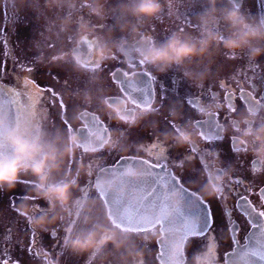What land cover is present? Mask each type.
<instances>
[{"label":"snow or ice","instance_id":"6c2138e0","mask_svg":"<svg viewBox=\"0 0 264 264\" xmlns=\"http://www.w3.org/2000/svg\"><path fill=\"white\" fill-rule=\"evenodd\" d=\"M238 3L243 7L240 0ZM261 6L264 7V3ZM67 7L71 15L76 6L69 3ZM79 7L84 9L88 5L81 3ZM173 7V3L165 5L164 12L156 20L163 22V16L170 15ZM29 13L36 15L28 9L23 14ZM12 16L19 19V15ZM83 20L84 16H80L77 22ZM96 26L101 31L106 27L103 24ZM177 27L178 31L186 30ZM149 28L151 34L146 35V39L151 42L157 29L151 24ZM40 36L34 44L35 55L24 52L20 59L12 57L13 71L6 72L7 65L0 63V120L5 121V127L0 128V156H7L12 151L10 132L38 137L59 129L66 135L75 134L79 138L76 145L79 161L85 164L87 171L76 173V160L66 161V169L77 174L79 183V189L73 194L68 224L78 225L85 204L95 200L98 207L93 213L97 219L106 220L116 231L134 240L142 237L136 240L135 249H148L149 236H156L158 232V251L153 257L157 264H191L193 254L198 252H202L210 264H264V162L255 156L250 161L245 159L250 150L247 143L240 140L246 132L238 119L242 112L251 118L245 122L248 130L264 123V63L248 60L250 74L245 73L244 81L237 80L235 85H229L224 79L217 80L216 87L223 90L222 97L212 88L200 85L199 96L174 99L165 108L164 86L160 85L158 91L154 71L134 54L127 59L114 54L101 60L96 39L85 38L77 47L71 36L67 38L65 48L51 51L57 44L48 40L43 31ZM82 45H87L86 51ZM45 47L49 51L44 52ZM237 58L236 54L227 52L215 55L208 65L210 75L228 59ZM109 60L117 61L119 66L113 64L106 69ZM35 63L55 66L67 73L60 90L37 81L35 68L29 66ZM125 64L128 70H124ZM73 65H78L80 71ZM97 76L100 77L99 84L94 83ZM54 79L59 80V73ZM113 91L115 94H109ZM93 92L95 100L89 98ZM205 96L211 103L204 102ZM101 101L117 113L116 119L103 110ZM122 103L123 108L115 107ZM212 105L216 106L215 111H211ZM177 106L181 110L180 119H174L170 114ZM79 108L88 111L78 112L76 118L83 123L77 128L71 123L69 111L76 113ZM53 109L58 124L49 122ZM100 112L105 113L104 119L97 115ZM138 113L143 120L138 118ZM196 114L203 118H196ZM155 116L162 118V128L152 119ZM144 122L155 137L148 143L144 142L145 137L134 132V128ZM186 124L197 130L198 143L178 149L173 142L161 138L160 133L164 132L181 134ZM229 129L232 135L225 156L220 146ZM122 148L131 154H121ZM106 150H110L109 155L114 152L116 158L105 160ZM213 170L216 179L228 173L231 176L217 186V195L212 200H206L198 193L213 179ZM245 183V191L255 196V202L250 195L237 191ZM193 184L201 187L193 189ZM18 185L32 186V181L22 176ZM17 186L11 191H0L4 197L0 204L3 253L9 255L14 245H20L15 261L9 255L2 264H34L36 260L43 264H98L96 256H80L67 251L62 222L43 232L33 226L34 217L50 215L48 202L36 195L24 197L34 202L31 213H19L25 218L22 230L30 234L29 243L25 245L19 238H14L13 225L21 224L19 218L10 215L15 210L11 197L18 194ZM229 192L237 197L231 207L227 205ZM214 203L221 208L219 215ZM234 212L250 227L243 243L239 238L242 229L233 223ZM221 228L224 231H219ZM224 232H230L231 236L221 252ZM105 252L112 253L107 264L120 258L112 244L107 245ZM148 255L147 252L137 255L133 264H149Z\"/></svg>","mask_w":264,"mask_h":264},{"label":"clouds","instance_id":"9594fccd","mask_svg":"<svg viewBox=\"0 0 264 264\" xmlns=\"http://www.w3.org/2000/svg\"><path fill=\"white\" fill-rule=\"evenodd\" d=\"M78 2L88 5L87 10L91 14L103 18L104 0ZM46 3L51 10L61 7L63 0H46ZM170 3L171 0H121L119 12L124 23L120 25V31L129 33L131 42L123 37L118 40L105 39L87 21L80 22L73 30L74 22L70 17L62 19L61 31L70 33L77 47L81 46L85 38L96 39L100 59L116 52L125 59L134 54L155 72L164 74L174 68L180 69L185 76L198 83L208 78V65L221 52L242 54L250 61H258L264 57V13L251 14L244 11L238 0H202L200 10L194 17V31H173L163 40L153 39L148 42L141 28L159 18L165 5ZM101 105L113 119L117 118V113L105 102L101 101ZM115 107L123 108L124 104ZM215 110L216 106L212 105L211 111ZM137 116L141 118L139 113ZM238 119L246 132L240 136L241 142H246L250 152L264 162V123L248 130L245 122L251 118L242 113ZM3 127L5 121L0 120V128ZM8 138L12 151L7 156H0V191L14 190L22 176L32 177L33 191L38 198L48 202L50 211V215L34 217V227L47 230L50 225L62 222L66 233L65 248L76 255L96 256L99 264H105L104 249L108 244H112L117 250L128 244V236L116 231L106 220L95 217L93 209L98 207L95 200L85 204L78 225L67 223L73 206V194L79 189L76 173L83 174L87 171L85 164L77 159L78 136L66 135L57 129L54 133L38 137L10 132ZM163 139L183 147L198 143L199 135L193 125H188L181 134L165 133ZM74 159L76 173L68 171L65 166L66 161ZM225 178L226 176L216 179L214 175L212 181L205 186L206 194L216 195L217 186ZM31 211L32 209L26 210L28 213ZM191 264L210 262L202 252H198L193 254Z\"/></svg>","mask_w":264,"mask_h":264},{"label":"flooded vegetation","instance_id":"af4514ba","mask_svg":"<svg viewBox=\"0 0 264 264\" xmlns=\"http://www.w3.org/2000/svg\"><path fill=\"white\" fill-rule=\"evenodd\" d=\"M171 2L174 5V7L170 10L171 14L169 15L166 13L163 16V22L153 20L149 24H145L141 28V31L144 34L146 35L151 34L149 28L150 24L156 27L157 29L156 33L153 35V39L155 40H163L167 38V36L171 32L178 31L177 26L184 27L186 30H191V31L195 30L194 17L198 14L200 10V5L202 3V0H171ZM240 2L243 4V10L246 12H249L251 14L263 13V7L261 6L262 0H240ZM69 3L76 6L72 10L71 15H69L68 7H67ZM120 3L121 0H104L103 3L104 16L103 18H100L91 14L87 10V8L80 9L79 7L80 3L78 2V0H63V4L61 5V7L52 8L51 10L47 7L46 0H0V63H5L7 65L6 72H11L14 69V63L12 59L13 56H15L17 59H20L24 52H27L28 55L30 56L35 55L37 50L35 49L34 44L36 41L41 39L40 33L42 31L44 32V36L48 40L55 42L57 44V48L51 51H59L65 48L67 46L66 44L67 38L71 36L70 33H65L61 31V21L65 17H70L73 20L74 22L73 30H75V26L79 24L77 22L78 18L80 16H84L83 21H87L90 25L95 26L97 34L104 37L105 39L111 38L114 40H118L121 37H123L124 39H127L129 42H131L132 39L131 35L129 33L120 31V25L124 23V19L121 17L119 12ZM26 9L32 11L33 13H36V15L29 13L27 16H25L23 13ZM12 15H19V19L13 17ZM89 16L92 17L91 20L88 19ZM189 21L191 22V26H189ZM32 24H34L33 38H31ZM97 24H103L106 27L103 31H101L97 28L96 26ZM117 34H119V36H117ZM82 48L83 50L86 51L87 45H82ZM43 51L47 52L49 51V49L45 47ZM115 55L121 56L118 52H116ZM237 57L238 58L235 60L228 59L227 62L220 65L218 67V70L213 72L212 75H210L209 73L208 78L205 79L202 83H198L189 79L187 76L184 75V72L180 69L174 68L164 74H160L153 70L154 74L157 77L158 91L160 85H163L164 89L166 90V92L162 94L163 96L166 97L165 108H167V104L171 103L174 99H179L180 97H187L189 95L199 96L202 92L200 85H203L205 88H209V87L212 88L213 90L219 92L222 97L223 90L216 87L217 80L224 79L227 80L229 85H235L237 80H240V82L244 81L245 73L250 74L248 68V59L242 54H238ZM107 58L109 57H106L104 59ZM257 62L264 63V57H261ZM113 64H117V66H119L117 61L109 60L106 62V69L111 68ZM29 66L35 68L36 70L35 76L39 83H41L42 85L51 86L56 90H60L63 79L67 76L66 72L61 71L55 66L49 67L48 65L43 63L30 64ZM73 67L76 71H80L78 65H73ZM15 70L19 71L18 68H16ZM124 70H128L126 64L124 65ZM135 70L140 71V69H135ZM57 73H59V80L54 79V77L57 76ZM233 73H235V75H233ZM5 82L6 83L9 82L7 78L5 79ZM94 83L95 84L100 83L99 76L95 78ZM229 90L235 91V88H230ZM109 94H115V92L113 91L110 92ZM236 95L239 96V93L236 92ZM65 98L67 100V94ZM89 98L95 100V92H93ZM204 102L206 104L211 103V101H209L206 96ZM220 102H222V100ZM240 103L242 104V102ZM79 111H88V110L79 108L76 110V113H74L71 109L69 111V117L71 119V123L77 128L81 127L83 123L82 120L76 118ZM52 112L53 115L49 122L50 123L56 122L58 124V121L55 118V109H53ZM242 113H240V115ZM170 114L172 118L180 119L181 110L177 106L175 109L171 110ZM97 115L100 116L101 119L105 118L104 112L97 113ZM221 116H223V112L221 113ZM196 118H203V117H201L199 114H196ZM140 119L143 120L144 117H141ZM152 119L158 122L159 127L161 128L163 127L162 118L160 116H155ZM221 122H223V119ZM188 125L191 124H186L185 127ZM55 131L56 130H52L50 133H54ZM134 132L138 136L145 137L144 140L145 143L151 142L152 140L155 139V137L152 136L151 134V128L147 125V122L137 125L134 128ZM165 133H172V132L169 131V132L160 133L162 139ZM231 135L232 133L229 129V131L225 133V140L223 144L220 146V150L224 151L225 156H227L228 154L227 149L230 145ZM187 146L188 145L180 147L175 144V147L178 149H182ZM109 151L110 150L105 151V160L111 161L116 158V154L112 152V154L109 155ZM121 154L127 155L131 153H129L127 150L122 148ZM253 158L254 155L251 152H249L245 159L250 161ZM77 159L79 160V151L77 152ZM216 163L219 164V161ZM246 166L250 167V165H246ZM212 175L214 177V170ZM244 175L246 176V173H244ZM230 176L231 173H228V175H226V178L223 180V182H226L230 178ZM24 179L32 181V177L30 176H24ZM210 181H212V179L209 180L207 184ZM259 182L260 181L258 180L257 183ZM205 186L206 184H204L203 187H201V185L199 184L191 185L193 189L201 187L198 194L203 196L206 200H212L215 197V195L209 196L208 194H206ZM245 189H246V183L240 185L237 191H239L241 194L250 195V197L255 202L256 199L255 196H251V193L246 192ZM2 191H9V190H2ZM17 193L18 194L11 197V200L15 205V210H12L10 215L12 218H19L21 224L13 225L12 232L14 238H19L22 244L26 245L29 243L30 234L22 230L23 221L25 218L20 217L19 213L23 212L25 214H28L26 210L31 209L34 202L25 199L24 197L30 195H36V194L33 191L32 186L30 185H18ZM228 196L229 198L227 200V205L231 207L235 203L237 197L231 192H229ZM3 200H4L3 194L0 193V204H3ZM213 207L217 215H219L221 211L220 206L214 203ZM2 218H3L2 215H0V219ZM233 223H237L239 227L242 229V231L239 232V238L241 239L242 243L245 242L244 238L247 235V233L250 231V227L245 224L244 218L239 216V214L235 212L233 213ZM54 225H50L48 227V230H51V228ZM37 230L43 232V230H41L40 228H37ZM219 231H224V229L221 228L219 229ZM230 236H231L230 232H224V236L222 238V243L220 246L221 252L224 251ZM157 237H158V232L156 236H152V235L149 236V239L147 241L149 245L148 249H139V248L135 249L136 240L142 239V237H136L135 240L132 239V237H129V242L125 247H122L119 250H117L114 247L115 252L120 254V258L118 260H114L113 264H133V259L137 256L136 254L139 253V255H142L144 252L149 253V255L147 256V259L149 260V264H157V262L153 261V257L156 255L158 251V245L156 243ZM19 247L20 245H14L9 253L13 262L15 261V258L19 255V251H18ZM105 254H106L105 264H107L108 260L112 257V253L105 252ZM9 255H5L3 253V246L0 245V264H2V261L4 259H8ZM34 264H43V262L41 260H36L34 261Z\"/></svg>","mask_w":264,"mask_h":264},{"label":"rangeland","instance_id":"374dc122","mask_svg":"<svg viewBox=\"0 0 264 264\" xmlns=\"http://www.w3.org/2000/svg\"><path fill=\"white\" fill-rule=\"evenodd\" d=\"M32 32H31V38H33V36H34V24H32Z\"/></svg>","mask_w":264,"mask_h":264},{"label":"water","instance_id":"95a60500","mask_svg":"<svg viewBox=\"0 0 264 264\" xmlns=\"http://www.w3.org/2000/svg\"><path fill=\"white\" fill-rule=\"evenodd\" d=\"M262 3H264V0H262ZM263 13H264V7H263Z\"/></svg>","mask_w":264,"mask_h":264}]
</instances>
